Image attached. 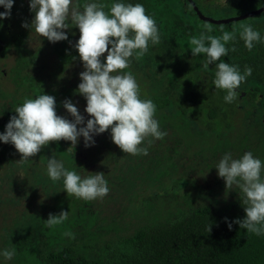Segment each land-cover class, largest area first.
Instances as JSON below:
<instances>
[{"label": "rangeland", "instance_id": "obj_1", "mask_svg": "<svg viewBox=\"0 0 264 264\" xmlns=\"http://www.w3.org/2000/svg\"><path fill=\"white\" fill-rule=\"evenodd\" d=\"M24 1L25 8L15 0L0 32V132L6 131L11 116L18 115L15 107L44 92L56 98L58 115L73 119L63 106L70 99L85 117L81 126H86L91 118L85 111L87 101L76 91L85 70L83 62L80 57L65 60L79 40V28L65 29L67 40L50 42L31 27L22 26L25 22L31 26L35 17L30 0ZM196 1L207 15L226 18L238 15L232 10L243 0ZM76 2L80 4V0ZM95 2L108 4L107 0ZM252 6L256 9L261 3L253 2ZM106 55L102 58L105 61ZM139 65L131 64L124 71L134 75L141 99L155 103L154 98L167 91L171 100L162 108L155 103V118L167 135L162 140L149 138L151 144L147 140L143 143L148 155L124 153L113 143L110 129L94 135L95 144L90 147L85 146L82 136L75 146L70 141L52 142L27 162L20 161L14 145L0 141V253L15 249L11 260L0 255V264H42V254L66 245L98 256L107 244H115L141 227L171 223L204 204L223 211L241 194L235 186L226 188L215 167L226 153L236 159L250 151L264 161V106L245 99L246 90L240 86L241 107L229 112L223 122L219 117L209 118L204 103L191 105L195 113L188 110L185 115L181 109L187 102L169 91L170 79L164 70ZM52 156L82 178L103 172L109 194L90 202L69 197L63 180L53 182L47 175ZM62 211L69 212L68 220L55 228L47 227L49 214ZM67 231L74 233L75 239L65 236Z\"/></svg>", "mask_w": 264, "mask_h": 264}, {"label": "clouds", "instance_id": "obj_2", "mask_svg": "<svg viewBox=\"0 0 264 264\" xmlns=\"http://www.w3.org/2000/svg\"><path fill=\"white\" fill-rule=\"evenodd\" d=\"M14 2L0 0V6L6 9L0 12V20L10 18ZM30 10L35 13L31 26L26 22L22 26L31 27L50 42L67 40L68 34L64 30L73 26L79 28L80 37L75 47L85 70L80 73L81 83L76 91L86 98L85 111L91 118L87 119L86 126H81L85 124V117L70 99H66L63 106L73 119L58 115L56 98L44 92L15 107L18 115L11 116L6 131L0 132V141L14 145L21 154L20 161L27 162L52 142L70 141L75 146L82 136L85 146L90 147L95 144L94 135L110 129L113 143L124 153L148 155L143 143L147 140L151 144L149 138L162 140L167 133L160 130L155 118V103L151 99H141L140 86L134 75L124 70L130 68L133 58L139 60L147 54L150 44L161 42L155 19L146 14L140 3L108 5L93 0L81 6L76 0H30ZM220 31L221 36L211 35L213 28L206 25L205 31L192 36L189 43L193 56L206 54L205 69L215 64L214 85L226 91L224 99L231 103L253 70L246 66L241 73L239 66L223 62L222 57L229 53L226 45L236 40L237 30L228 32L221 27ZM239 37L249 51L257 43L264 42L251 24L240 25ZM231 51H236L234 46ZM105 53L106 61L102 59ZM215 168L219 177L225 179L228 190L235 186L243 194L246 216L235 223L249 233L264 235V161L250 151L236 159L226 153ZM47 175L53 182L62 179L68 196L84 201L103 199L110 191L103 172L82 178L54 156L48 160ZM68 218V211L50 213L45 220L46 226L55 228ZM228 227L232 228L231 222ZM64 235L75 239V234L70 231ZM0 255L11 260L15 249H5Z\"/></svg>", "mask_w": 264, "mask_h": 264}, {"label": "trees", "instance_id": "obj_3", "mask_svg": "<svg viewBox=\"0 0 264 264\" xmlns=\"http://www.w3.org/2000/svg\"><path fill=\"white\" fill-rule=\"evenodd\" d=\"M23 8L24 0H19ZM108 5L114 2L140 3L146 14L154 18L161 36L158 45L149 46V51L138 61L133 58L131 64L143 67H157L164 70L170 79L169 91L177 92L186 100L181 111L195 109L191 105L204 103L208 117L218 118L223 122L228 113L237 112L241 107L238 99L243 93L237 90V98L228 103L224 97L225 90L214 85L215 64L203 67L206 54L193 56L190 49V38L199 36L205 26H211V35L221 36L220 31L237 30L235 41H230L228 56L222 57L223 62L239 66L241 73L245 67L252 68V75L240 86L246 91V97L253 104L264 106V42L257 43L249 51L239 37L242 23L251 24L264 40V12L243 19L223 24L205 21L197 14L188 0H107ZM203 13L202 6L194 0ZM87 0H80L82 6ZM251 2L250 4H248ZM253 2L264 5V0H243L232 11L245 13ZM182 3V5L180 4ZM6 9L0 6V12ZM105 11L109 9L106 7ZM206 14V13H205ZM207 15V14H206ZM5 19L0 20V32L4 29ZM25 32L20 34L24 39ZM236 51H231L232 47ZM79 57L78 50L73 46L65 60L70 62ZM140 66V65H139ZM195 81V82H193ZM175 97V96H174ZM159 108L171 103L168 92L155 97ZM261 99V100H260ZM260 100V101H259ZM261 108V107H260ZM223 115L220 117V115ZM226 119V118H225ZM225 127H229L226 123ZM246 216L243 194L231 202L223 211L215 210L211 205H200L179 219L157 227H141L132 235L121 237L115 244H107L103 254L91 256L78 251L73 245H66L58 250L41 255L42 264H264V235L257 236L235 223ZM227 218V220L225 219ZM232 223L229 229L228 224ZM211 226V232H210Z\"/></svg>", "mask_w": 264, "mask_h": 264}, {"label": "water", "instance_id": "obj_4", "mask_svg": "<svg viewBox=\"0 0 264 264\" xmlns=\"http://www.w3.org/2000/svg\"><path fill=\"white\" fill-rule=\"evenodd\" d=\"M188 1L192 4L194 10L197 12V14L200 16V18H202L205 21H209V22H212L215 24H223V23H229V22H233V21H239V20H243V19L255 16V15H258V14L264 12V5H263L261 7L256 8V9L249 10L245 13H241V14H238L235 16H230V17H226V18H214V17H211V16L203 13L202 10L200 9V7L197 5V3L194 0H188Z\"/></svg>", "mask_w": 264, "mask_h": 264}]
</instances>
